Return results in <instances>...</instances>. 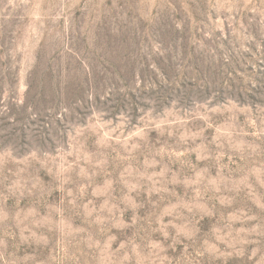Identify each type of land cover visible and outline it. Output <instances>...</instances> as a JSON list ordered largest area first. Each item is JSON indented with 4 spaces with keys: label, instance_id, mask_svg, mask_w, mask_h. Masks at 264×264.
I'll list each match as a JSON object with an SVG mask.
<instances>
[{
    "label": "rangeland",
    "instance_id": "374dc122",
    "mask_svg": "<svg viewBox=\"0 0 264 264\" xmlns=\"http://www.w3.org/2000/svg\"><path fill=\"white\" fill-rule=\"evenodd\" d=\"M0 264H264V0H0Z\"/></svg>",
    "mask_w": 264,
    "mask_h": 264
}]
</instances>
